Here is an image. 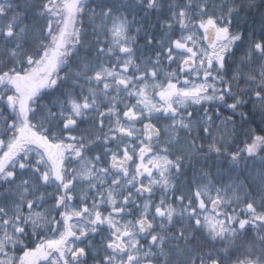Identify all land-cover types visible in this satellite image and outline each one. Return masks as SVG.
<instances>
[{"label":"snow or ice","instance_id":"snow-or-ice-1","mask_svg":"<svg viewBox=\"0 0 264 264\" xmlns=\"http://www.w3.org/2000/svg\"><path fill=\"white\" fill-rule=\"evenodd\" d=\"M0 264H264V0H0Z\"/></svg>","mask_w":264,"mask_h":264}]
</instances>
